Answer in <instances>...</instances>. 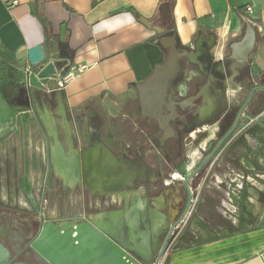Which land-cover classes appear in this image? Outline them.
<instances>
[{
	"label": "crops",
	"instance_id": "1",
	"mask_svg": "<svg viewBox=\"0 0 264 264\" xmlns=\"http://www.w3.org/2000/svg\"><path fill=\"white\" fill-rule=\"evenodd\" d=\"M37 14L50 24L51 60L63 65L57 82L69 66L87 69L55 92L33 90L32 112L24 77L18 81L17 74L30 48L45 47ZM247 27L255 32V46L247 67L230 83L224 69ZM171 37L178 49L189 52L177 75L184 76L189 88L180 84L176 90L183 96L188 88L191 104L199 100L201 113L238 108L253 87L264 86V0H22L10 9L0 0V186L17 190L20 162L44 157L47 145L39 124L49 147L64 155L93 146L99 155L105 149L114 159L126 156L139 131L135 85L146 82L165 61ZM241 83L246 87L238 88ZM252 99V116L243 117L225 145L230 154L216 161L220 167L210 171L199 195L203 201L194 206L163 264H264V90ZM36 140L42 142L41 151L34 147ZM152 148L144 153L151 162ZM25 172L31 178L28 163ZM235 176L246 183L235 184L232 205L205 198L229 195L214 182L229 183ZM119 208L97 210L96 215ZM231 210L234 215L226 213Z\"/></svg>",
	"mask_w": 264,
	"mask_h": 264
},
{
	"label": "flooded vegetation",
	"instance_id": "2",
	"mask_svg": "<svg viewBox=\"0 0 264 264\" xmlns=\"http://www.w3.org/2000/svg\"><path fill=\"white\" fill-rule=\"evenodd\" d=\"M182 69H185L184 64ZM179 78L180 76L174 78V81H177L175 91L172 94L168 92L169 97L165 98L164 118L167 119L172 131L163 132L156 120L143 116L138 102L139 108L135 121L139 131H137L138 137L133 138L132 145L136 151L139 150V154L134 152L133 146H129L126 156L117 160L121 166L117 167L121 168L118 173L128 174V181L124 182L126 183V185L124 184L125 187L128 188L123 191L111 192V196L107 194L99 196V192L91 185L93 182L88 169L87 171L81 170L78 175L75 174L74 176L66 173V171H55L50 162V142L45 137L47 134L43 127L38 125L39 133L43 136L44 142L48 141V144L46 143L48 150L47 146L44 148L45 171L38 208L37 210L33 209L32 212H25L24 209L1 205L3 203H0V243L8 250L11 264H44L38 260L30 244L36 238L41 224L50 220L62 221L93 217L97 210H107L114 206H120L119 209H122L124 203L129 205L131 202H138V200L146 202L151 208L163 211L166 215L170 213L167 215L168 221L176 219L188 204L189 208L191 205L194 208L199 195L207 185L210 171L215 167H220L215 165L216 161L224 156L222 153L226 149L225 143L230 141L229 138L234 135L238 126L228 135L226 140L223 142L222 140L235 126L238 113L248 95L238 108L235 106L230 110L225 109L223 114L205 115L204 112H200L199 100H194L195 104H191L192 98L188 94L189 87L184 76ZM180 84L188 87V91L183 96H180L176 90ZM253 107L254 100L251 97L242 114L243 117H251ZM239 121L236 125L240 124ZM211 136L213 139H209ZM151 140L154 149H156L152 157L153 162H151L150 157L144 156V150L140 147L143 141L151 143ZM90 142L92 140L88 139V143ZM186 147L196 148L199 153L197 155L198 161L189 171L186 168L191 156L187 154ZM85 149L88 148L81 149V151ZM76 152L79 154L80 150L77 149ZM193 155L195 156V154ZM213 159L215 162L211 163ZM74 160L73 158V166ZM48 164L49 172L46 175ZM166 191L173 193L166 195ZM115 194L116 196L119 195L117 200H115ZM67 196L70 198L69 202ZM77 197L80 207L74 202ZM57 198L61 199L64 208L66 205L72 208L67 211V214L70 215L63 217L45 216L44 211H47ZM98 201L99 203H97ZM70 202L71 204L68 205ZM113 202L117 204H113ZM77 209L79 210L76 213L72 212ZM63 213L65 214V212Z\"/></svg>",
	"mask_w": 264,
	"mask_h": 264
},
{
	"label": "water",
	"instance_id": "3",
	"mask_svg": "<svg viewBox=\"0 0 264 264\" xmlns=\"http://www.w3.org/2000/svg\"><path fill=\"white\" fill-rule=\"evenodd\" d=\"M157 42L163 41L157 40ZM165 46L167 47L165 61L154 70L146 82L136 84L135 88L143 116L156 120L159 128L163 132H168L172 130L167 119L164 118L165 98L169 97L168 92L172 94L175 91L177 81H174V78L180 75L182 60L189 56V52L178 49L172 37ZM254 46L255 32L251 27H247L240 42L231 48L230 61L224 69L226 74H230L228 82L231 83V80L247 67L248 57ZM62 66L58 60H51V56L47 55L43 45L35 46L27 51L26 65L20 68V72L24 76L32 112H35L32 104L33 90L43 93L57 91L56 76ZM243 87H246L243 83L238 85L240 89ZM261 90H264V86H255L251 89L238 113L236 124L239 120V123L243 120L242 114L253 94ZM169 101L171 102V99ZM236 124L222 142L239 125ZM46 143L48 144L47 140ZM98 151L97 147L92 146V148L80 150L79 154L72 151L69 156H65L60 148H50V162L55 171H66L72 176L78 175L81 170L88 169L93 182L91 185L99 192V196L104 194L111 196V192L128 188L124 183L128 181V174H120L115 170L121 167L117 159L115 160L105 149H101L100 155ZM48 172L49 164L46 175ZM118 196L115 194V200ZM188 209L189 204L177 217L178 219L176 218L177 220L168 221L167 215L170 213L166 215L161 211L162 215L158 214L157 208H150L146 202L138 200L129 205L124 203L119 211L101 213L93 217L50 220L41 224L30 246L38 260L44 264H151L156 255L162 254L171 229L182 219ZM0 264H11L9 252L1 243Z\"/></svg>",
	"mask_w": 264,
	"mask_h": 264
},
{
	"label": "rangeland",
	"instance_id": "4",
	"mask_svg": "<svg viewBox=\"0 0 264 264\" xmlns=\"http://www.w3.org/2000/svg\"><path fill=\"white\" fill-rule=\"evenodd\" d=\"M1 113H3L2 109H0V117H2ZM136 117H137V115H136ZM136 117H135V119L137 120ZM245 119L246 118H243V120L238 125L237 129L244 122ZM37 137H39V136H37ZM142 137H143V135H142ZM232 137H230L229 140ZM212 139H213V137H212ZM216 139H217V137H216ZM216 139H214L215 140L214 142H216ZM38 141H40V137L38 138ZM38 141L37 140L34 141L35 142L34 147L37 148L38 145H39L38 148L41 151L42 142L39 143ZM214 142H213V144H214ZM227 143H228V141L225 144H227ZM152 145H153V141L152 140H151V143H149L148 141L147 142L143 141L142 145L140 147L144 150V153L146 154L148 150L153 149ZM185 149H186L187 154H189L191 156L190 157L191 158L190 162H189V164L187 165V168H186V170L189 171L190 168L193 167L196 164V162L198 161L197 160V155L199 153L196 151V148L186 147ZM228 149H225L224 152L222 153V155L230 154V152H228ZM0 150H1V148H0ZM41 154H43V153L41 152ZM193 154H195V156ZM0 155H1V153H0ZM20 163H21V167H19V175H18V179H17L18 183H19V187L17 188V190H13L14 188H11V187H3L2 188L0 186V203H4V204H1V205H6V204L13 205V204H15V207H18L20 209H24L25 212H32L33 209L37 210V208H38L37 205L39 204V200H40L42 179H43V174H44V171H45V161H44V157L43 156L41 157V155H40L39 157L33 156L32 160L29 158L28 162H20ZM27 163H28V173H29V175H31V178H29V179L25 178V176L27 175V173L25 172V169H27ZM215 168L217 169V167H215ZM227 169H228V166H227ZM228 170H230V168ZM32 176H33V180L35 179L34 181H32ZM231 176L234 177V175H231ZM240 183H242L244 185L246 183V180L236 177L235 179L232 178L229 183L222 182V184H218L215 181L214 185L215 186H219L221 188L224 187V189L226 190L225 192L229 193V195L228 194L226 195V193L222 194L221 196H215V197H213L211 195H205V198L209 199L210 200L209 202H213V203H218V202L221 203L223 200L224 201L226 200V204H231L232 205L233 204L232 200H233V197H234L233 192H235L236 189H238L237 186H235V184L239 185ZM21 185H23V186H21ZM211 187H213V185H211ZM25 190H27V191H25ZM223 193H224V191H223ZM218 198H220L222 200L217 201ZM201 200H202V195L198 199V202H201ZM230 200H231V202H230ZM78 201H79V198L77 197L74 202L78 205V207H80L79 206L80 204H79ZM97 203H99V201ZM113 204H117V203L113 202ZM63 206H64V204L62 203L61 199L57 198L55 203L53 202L52 205L49 206L48 211H44V215L45 216L46 215L47 216H54L55 215V216H58V217H63L65 215H70V214H67V212L64 211ZM78 210L79 209L73 210L72 212L76 213ZM103 210H106V209H101L99 211L102 212ZM63 212H65V214ZM226 213L229 214V215H234L235 214L232 210L231 211H227ZM168 253H169V250H168L166 256L168 255ZM165 259H166V257H165ZM165 259H164V261H165Z\"/></svg>",
	"mask_w": 264,
	"mask_h": 264
},
{
	"label": "built area",
	"instance_id": "5",
	"mask_svg": "<svg viewBox=\"0 0 264 264\" xmlns=\"http://www.w3.org/2000/svg\"><path fill=\"white\" fill-rule=\"evenodd\" d=\"M2 3L7 8H13L18 6L22 0H1ZM246 11L249 14H252V8L247 7ZM87 69V66L80 65V66H69L67 70L63 73L60 80L57 82V88H63L65 85L70 83L71 81L78 78L85 70ZM193 205L190 206L187 213L182 217V219L171 229V232L168 237V242L162 252L161 255H156L153 259V262L151 264H163L164 259L166 257V254L168 250L170 249L171 245L177 238V236L180 234L181 230L183 229L184 225L186 224V221L190 217V214L192 213Z\"/></svg>",
	"mask_w": 264,
	"mask_h": 264
},
{
	"label": "trees",
	"instance_id": "6",
	"mask_svg": "<svg viewBox=\"0 0 264 264\" xmlns=\"http://www.w3.org/2000/svg\"><path fill=\"white\" fill-rule=\"evenodd\" d=\"M37 17L40 20V22L43 26L44 33H45V47H46L45 49H46L47 55L52 57V55L50 54V51H52V49H53V43L51 42V39H53V38H52V35L49 33L50 24L47 22V20L42 15L37 14ZM23 77L24 76H23L22 72H19L17 74V80L18 81H21L23 79Z\"/></svg>",
	"mask_w": 264,
	"mask_h": 264
}]
</instances>
